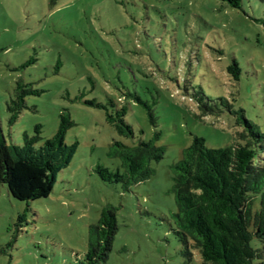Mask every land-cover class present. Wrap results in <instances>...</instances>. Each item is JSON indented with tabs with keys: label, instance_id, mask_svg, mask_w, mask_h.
Here are the masks:
<instances>
[{
	"label": "rangeland",
	"instance_id": "rangeland-1",
	"mask_svg": "<svg viewBox=\"0 0 264 264\" xmlns=\"http://www.w3.org/2000/svg\"><path fill=\"white\" fill-rule=\"evenodd\" d=\"M17 83L38 94L10 123ZM127 91L143 105L122 98ZM110 101L127 107L133 139L107 124ZM238 111L264 134V0L239 9L218 0H0V135L40 146L68 113L65 142L77 143L47 198L18 202L0 185V264H81L89 227L108 206L118 231L104 264H201L172 231L171 166L194 136L214 149L236 143ZM155 132L165 155L150 179L128 189L100 179L97 165H120L108 156L112 142L131 147Z\"/></svg>",
	"mask_w": 264,
	"mask_h": 264
},
{
	"label": "trees",
	"instance_id": "trees-1",
	"mask_svg": "<svg viewBox=\"0 0 264 264\" xmlns=\"http://www.w3.org/2000/svg\"><path fill=\"white\" fill-rule=\"evenodd\" d=\"M239 9L241 0H218ZM228 76L236 83L240 68L235 61L227 67ZM38 94L25 85L16 84L7 104L10 123L24 109L25 96ZM122 98L142 104L137 93L127 91ZM94 106L102 105L90 102ZM106 122L126 139H133V127L125 121L127 107L110 101ZM147 108V107H146ZM244 130L237 142L224 148H209L205 140L194 136L181 158L171 166L172 193L177 211L172 215L173 234L186 248L197 252L201 264H264V134L253 130L242 111L233 112ZM149 122L156 125V116L148 110ZM55 134L40 146L38 137L24 136V144H7L0 135V185L9 196L28 204L47 198L57 175L71 163L77 143L66 144L68 129L74 123L68 113L60 115ZM160 133L140 140L135 146L114 141L108 156L117 158L119 168L111 171L97 165L96 172L104 182L121 184L124 189L150 179L151 163L164 158L165 147L157 145ZM263 143V144H262ZM118 231L116 210L105 207L96 224L88 231L87 250L81 264H104L112 250ZM259 248L252 247V240ZM188 255L190 253L188 252ZM191 260L190 256L188 261Z\"/></svg>",
	"mask_w": 264,
	"mask_h": 264
}]
</instances>
